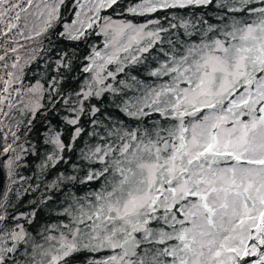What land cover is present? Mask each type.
<instances>
[{"label":"snow or ice","instance_id":"obj_1","mask_svg":"<svg viewBox=\"0 0 264 264\" xmlns=\"http://www.w3.org/2000/svg\"><path fill=\"white\" fill-rule=\"evenodd\" d=\"M64 2L0 0V21L15 13L5 21V35L16 30L26 41H39L43 51L41 38H47L60 20ZM119 2L76 0V18L58 33L80 41L90 29L98 28L97 35L104 37L103 49L93 46L84 58L82 71L90 79L75 93L78 106L70 109L72 118H65L74 126L72 140L84 131L79 125L86 114L85 101L108 92L121 94L124 89L140 92L123 101L121 110L129 118L141 120L155 113L167 126L161 120L154 122L152 130L128 129L122 123L112 128L105 125L107 137L119 143L108 142L81 153L84 161L101 165L88 171L86 181L102 179L103 184L85 197H74L62 213L68 222L43 229V243L23 224L5 226L8 219L34 217L35 212L9 217L4 194L0 198V264H68L80 252L108 253L87 264H264V0H138L124 9L142 17L213 3L223 10L216 23L203 17L173 16L177 23L169 22L168 27L159 18L137 24L101 15ZM158 44L164 59L147 75L160 83H145L135 75L130 76L131 83L117 80L121 73L129 75L126 69L145 65L146 54ZM11 52L18 49L13 47ZM35 52L24 65L17 55L11 65L17 71L8 72L7 79L0 77V116L11 118L15 110L30 117L29 125L45 108L46 99L54 103L60 95L56 76L47 81V87L40 80L22 86L24 67L37 59ZM55 63L57 72L71 70L67 53ZM110 65L116 66L115 71L109 70ZM88 112L97 126L100 109L93 105ZM9 131L14 141L19 140L16 131ZM47 142L55 150L42 168L55 166L63 160L61 153L71 148L59 132ZM0 147L12 177L22 156L8 155L12 144ZM64 179L76 177L61 174L57 178L58 182ZM57 231L58 236L52 234ZM21 248L24 259L17 260L15 254Z\"/></svg>","mask_w":264,"mask_h":264},{"label":"trees","instance_id":"obj_2","mask_svg":"<svg viewBox=\"0 0 264 264\" xmlns=\"http://www.w3.org/2000/svg\"><path fill=\"white\" fill-rule=\"evenodd\" d=\"M75 0H65L64 4L60 9V20L57 22L55 27L49 32L50 37L44 38L43 51L40 50L39 44L33 49L37 50V59L27 66H25V73L23 79L29 81L32 85L35 79L41 81L47 87V81L52 76H56L60 80L59 88L60 95L54 97V103H48L45 100V108L37 114L33 119L32 124H28V116H21L18 111L13 110L14 124L17 125L19 121H23L16 128L17 135H24L23 142L31 146L23 156V164L15 169V175L12 178L24 177L22 180L24 186L23 192H19L15 199V207L23 208V204L33 199L41 189L54 178L63 176H75V180L64 179L57 182L60 185L59 189H54L52 197L45 200H36L31 203L30 207H35V222L36 226H47L50 224H61L66 223L65 221L69 218L63 215L64 209V198H69V203L73 204V198H80L87 196L88 193L98 190L103 184V180L86 181L85 177L91 169H99L101 167L98 163H91L82 159V150L87 151L90 147L97 145H103L108 142L118 144L119 141L115 137H107V129L104 127L107 125L108 128L113 126L119 127L122 123L124 127L128 129L136 128H147L152 130L154 122L159 119V114H151L148 117H144L141 120H134L129 118L121 109L123 107V101L125 99H134L140 95V92L136 88L124 89L121 94H112L111 92L105 93L104 97L98 101L91 98V104L95 105L100 109V112L96 114L95 119L100 123L97 126L92 125L91 121L93 117L86 106V114L82 116L80 121V127L83 128V132L80 137L75 141L72 140L74 135V126L67 123V118H71L73 113L70 111V101H67L65 106L66 95H73L76 93L78 87L82 83L81 80L88 78L89 74L82 71V68L87 61L85 57L91 52L93 46L97 49L102 47L104 42L102 35H97L95 28L89 30V34L86 38L80 41H71L65 38L59 37L58 33L62 31L65 23L71 24L74 17L71 14L72 5ZM138 0H120L117 6L112 9H107L101 12V15H111L117 18H123L124 20H132L134 23L144 22L147 19L161 20V24L164 27H168L169 22L177 23V20L172 19L175 17H184L186 19L195 20L199 17L210 20L212 23H216V17L223 13L222 9L217 8L216 4L213 3L210 6H189L186 9H171L152 14L150 16H133L124 11L129 5L137 3ZM74 10V9H73ZM167 17L168 19H165ZM179 33H183V29L177 30ZM166 36L168 34H165ZM187 39L186 37H184ZM165 51L168 50V45L165 42L163 45ZM160 45L158 44L150 53L146 54L148 57L145 65H139L126 69L129 75L123 73L117 76V80H126L131 83L130 76L135 75L138 79L145 81L149 84H158L161 81L155 78H151L147 75V70L157 64L159 60L164 59L162 53L159 51ZM62 53H67L71 60V70L60 68L59 72L56 71V60H58ZM112 71H115V65L109 66ZM63 77L61 80L60 78ZM115 86L120 87L115 81L110 80ZM68 100H71L68 98ZM11 113V114H12ZM161 124L167 126L166 122L161 120ZM59 132L61 139L65 145L71 144L70 149H65L61 155L63 160L52 166L48 164L47 167H41V164L46 161L49 154L54 152V146L48 143L49 137L54 133ZM96 132L97 135L93 136L91 133ZM103 138V139H102ZM22 143V142H21ZM76 165V168L74 166ZM57 180V179H56ZM58 181V180H57ZM36 205V206H35ZM67 205V206H68ZM66 208V206H65ZM15 208L7 211H13ZM13 215H9L11 217ZM12 219L6 221L5 226H10ZM35 226V227H36ZM33 230V228H32ZM32 234V233H31ZM38 243L41 235L32 234ZM107 252L98 254H89L87 252H80L74 254L68 260V264H87L89 259L101 258L107 255ZM16 256V255H15ZM90 256V258L88 257Z\"/></svg>","mask_w":264,"mask_h":264},{"label":"rangeland","instance_id":"obj_3","mask_svg":"<svg viewBox=\"0 0 264 264\" xmlns=\"http://www.w3.org/2000/svg\"><path fill=\"white\" fill-rule=\"evenodd\" d=\"M76 10H77V4H76V0H75L73 5H72V11H71V14L74 17V19L76 18V16H75ZM102 16H109V17H112L113 19H123V18L113 17L111 15H106V14H103ZM144 22H140V23H144ZM21 23H23V21H21ZM137 24H139V23H137ZM95 29L97 30V33H98L99 29L98 28H95ZM62 31H63V29H62ZM50 34L51 33H48V36H47L48 38L50 37ZM102 37H103V35H102ZM41 39H42L43 42H45L44 38H41ZM103 40H104V37H103ZM14 41H15L14 47H16L18 49V52L17 53H12L11 52V55L14 58H13V60L9 61V72L17 71L15 69H12V67H11L13 62H15L17 55H19L21 57L20 64L24 65V62L28 59V57L34 54L33 53V48H35V46H37L40 43L37 40L26 41V40H24V38L22 36L17 35V33L14 36ZM103 43H102V47H99V49H103ZM20 45H23V48H20ZM37 50L38 49H36L35 54H37ZM24 69H25V67H24ZM109 70H111L110 67H109ZM24 73H25V71H24ZM4 79H7V77L4 78ZM87 79H90V75H89V77ZM37 80L38 79H35L34 83H32V84H35ZM85 80H86V78L81 80L82 83L80 84V86L78 87L76 92H78L80 90V88L84 84ZM106 83H111V81L108 80V81H106ZM25 98L27 99V97H25ZM68 98H70L71 100H68ZM93 98H94V96H93ZM65 99H67V101H70L71 108L74 107V106H78L77 105V97H76L75 93L73 95H66ZM91 101H92L91 98L89 100L85 101V103H84L85 109H86L85 105H88L89 108H91V106H93L91 104ZM12 117H14L13 113L11 114V118H5V117L2 116V122H4L5 127H6L8 132H10L9 128H11L12 131H16V128H17V125L14 124L15 122H14V119ZM71 118H69V119H71ZM9 134L11 136L9 141L7 139L6 140L4 139V136L6 134H2V136H1V138H2V146H6L7 144H12L13 151H10V153L8 155H10V156H15L17 154H19V155L23 154L24 155L25 152L28 149L31 148V146L29 144L23 142L24 135H21V136L18 135L19 136V140L14 141V139H13V137L11 135V132ZM0 154L3 156V165L5 166L6 162H7V158L3 154L2 147H1V150H0ZM20 164H23V156H22V160L20 161ZM74 168H76V165L74 166ZM5 171H6L5 173H6V178H7V181H6L7 185L5 186L4 192H3L2 195L4 196V194H7L8 204H9V207L7 208V210L8 209L11 210V209L15 208V210H13V211H10V212L7 211L9 215H13L14 216V215H18L19 213H25V214L32 213L35 210V207H30L29 205L31 203H33L36 200H45L47 198H51L52 197V192L55 191L54 189H59L60 188V185L57 183L58 181L56 180L57 178L53 177V179L51 181H49L41 189V191L36 194V196L33 199H31L30 201H28V202L23 204V208H19L18 206L15 207V199L14 198L18 195L19 192H23L24 191V188L22 187V184L24 186V183L20 179V177L19 178H14V179L12 177H9L8 169H7L6 166H5ZM12 181H15V183H12ZM64 202H65L64 205L66 207H68L69 206L68 205L69 198H64ZM65 206H64V208H65ZM34 220H35V218L33 216H28L27 218H23V219H20L18 221H13L12 220L11 225L10 226H6V227H13L15 225V223H20V224H23L24 227L30 233L39 236V235H41L43 229H45L46 227L51 226V225H56V224H50V225L42 226V227L41 226H36L37 222H35ZM68 220H66L65 222L67 223ZM32 228H33V230H32ZM52 234L58 236L59 232L58 231L57 232H53ZM43 235H47V233L44 232ZM41 237H42V235H41ZM38 240L41 241V243H43V239L42 238H39ZM22 253H23V248H21L20 251L16 253V259L17 260L24 259V257L22 256ZM88 257L90 258V256H88ZM73 264H75V263H73Z\"/></svg>","mask_w":264,"mask_h":264},{"label":"built area","instance_id":"obj_4","mask_svg":"<svg viewBox=\"0 0 264 264\" xmlns=\"http://www.w3.org/2000/svg\"><path fill=\"white\" fill-rule=\"evenodd\" d=\"M12 3H16L17 0H11ZM15 13H11L10 16H7L4 18V20L0 21V56H4L5 59L4 60H0V77L6 78L7 77V73L9 72V61L13 60V56L11 55V49L14 47L15 41H14V36L16 35V30H13L11 33H8L7 35H5L6 32V24L5 21H7L8 19H10V17L12 15H14ZM14 22V21H13ZM8 65L7 68H5L4 66ZM29 81L26 79H23V87L27 88L29 86ZM0 87H2V80H0ZM14 98V94L13 97ZM0 129H2V131H0L1 136L2 134H6L7 135V140H10V132L7 131L4 122H2V116H0ZM1 145H2V138H1ZM7 181V180H6ZM7 185V183L5 182L4 188ZM3 197V195L1 196V198Z\"/></svg>","mask_w":264,"mask_h":264},{"label":"water","instance_id":"obj_5","mask_svg":"<svg viewBox=\"0 0 264 264\" xmlns=\"http://www.w3.org/2000/svg\"><path fill=\"white\" fill-rule=\"evenodd\" d=\"M0 145H1V134H0ZM0 150H1V147H0ZM5 172L6 171H5V166L3 165V156L0 154V198L4 192V185L7 180Z\"/></svg>","mask_w":264,"mask_h":264},{"label":"flooded vegetation","instance_id":"obj_6","mask_svg":"<svg viewBox=\"0 0 264 264\" xmlns=\"http://www.w3.org/2000/svg\"><path fill=\"white\" fill-rule=\"evenodd\" d=\"M103 97H104V94L100 97H95L94 99L100 101ZM159 119H161L160 116H159Z\"/></svg>","mask_w":264,"mask_h":264}]
</instances>
